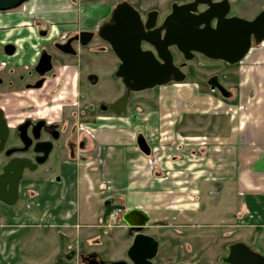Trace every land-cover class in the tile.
<instances>
[{"label":"crops","instance_id":"crops-1","mask_svg":"<svg viewBox=\"0 0 264 264\" xmlns=\"http://www.w3.org/2000/svg\"><path fill=\"white\" fill-rule=\"evenodd\" d=\"M118 1L29 0L15 10L0 13V41H17L19 46L41 43L36 37L39 29H46L51 39L65 41L81 32H95L107 21ZM253 51L256 53L251 66L253 81H248L249 77L241 78L235 89L239 110L251 106L249 116L243 112L239 123L217 127L216 134L205 137L204 171L197 167L194 150L189 156L190 164L182 168L183 161L176 155L163 160V154H159L164 148H171L173 142L154 141L157 133L163 140L173 136L198 139L185 134L184 125L198 119L197 112L208 119L216 117L197 111L198 103L203 101L197 91L191 89L189 97L176 95L170 99L174 107L183 109L176 120L170 119L173 110L167 111L164 107L125 117L123 114L101 115L99 120L105 122L84 126L85 132L77 137L84 141L82 148L62 162L47 164L51 170L45 172L44 167L30 174L21 183V199L14 206L0 204V264H28L20 238L21 229L28 227L43 229L61 240L63 246L56 250V258L64 254L60 264H65V259L87 255H95L104 264L123 262L132 238L121 218L115 226H107L106 209L124 212L137 208L145 212L149 222L143 234L156 240L158 228L169 227L170 222L176 221L175 216H166L165 212L176 208L181 217H186L181 209H189L190 215L186 217L189 222L191 215L196 214L198 218L201 216L198 213H202L205 219L195 225L233 222L232 226L239 230L255 229L253 234L264 235V41L255 45ZM66 76L74 82L80 73L71 71ZM181 121L184 124L179 127ZM138 135H142L149 146V155L139 151ZM218 160L220 169L219 165L214 166ZM181 181L187 185L183 186ZM208 183L212 186L205 185ZM215 204L226 213L214 223ZM151 222L156 226H150ZM112 228L115 231L110 235L101 233ZM47 237L43 242H52L53 238ZM53 241L57 247L56 240ZM108 247L112 250L107 256ZM43 258L46 264L45 256ZM32 259L33 264L41 262Z\"/></svg>","mask_w":264,"mask_h":264},{"label":"rangeland","instance_id":"rangeland-1","mask_svg":"<svg viewBox=\"0 0 264 264\" xmlns=\"http://www.w3.org/2000/svg\"><path fill=\"white\" fill-rule=\"evenodd\" d=\"M140 4L144 10L158 8L155 0H143ZM132 6L136 8L138 7L137 3H132ZM237 8L239 16L249 19L264 10V0H238ZM254 48L255 44L253 43V48L250 51L251 54L248 58L242 63L240 62L233 66L225 65L222 62L210 61L199 55H196L190 61H185L178 53L172 51L174 55V63L176 65L184 63L183 71L186 75L185 80L179 84L169 83L168 85L158 87L153 90L131 93L128 97L129 101L127 109L124 113H122L123 116H130L131 114L133 115L135 113L143 112L147 109L157 110V108L161 109L164 107V110H173L170 119L174 118L176 120L179 118V112L183 109H181L180 106L174 107L170 99L176 95H180V98L189 97L191 89L197 91L199 98H203V101L198 103L197 111H205L208 116L214 115V117H216L211 118L213 119L211 122V119H208L207 116V118H205L204 115L197 112L196 114L198 119H195L192 122L188 121L187 124L184 125V133H188L192 137L196 136L198 139L186 140L179 138L178 136H173L172 138L163 140V136L158 135L157 133V135L154 136V141L161 144L173 142V146L171 148H164V150H161L162 153H159L160 151H158V153L160 155L163 154V160L169 159L168 156L176 155V158H180L183 161L180 165L182 168H185L187 164H190L189 156L191 151L194 150L196 152L195 162L198 165L197 167L199 171H204L206 149L205 144L203 143H205V137H208L211 134H216L214 130L217 127L225 126L229 123L233 125L237 124V122L239 123L240 116H242L245 112L249 116L248 111L251 106L247 107L244 111L239 110V101L235 99V89H237V85L241 78L249 77L248 81H253L254 69L252 70L251 66L253 65L256 57V53L253 51ZM103 49H105V51H102ZM65 62L69 65L76 66L80 76H82L83 73L90 71L92 73V77L97 80L95 85L92 86L82 83L83 92H85L86 88H89V96L84 99H80V97L77 96V92L73 89V80L65 74V103L76 104L72 106L70 105V107L67 108V112L70 111L69 118L67 117L69 124L71 126L82 125L83 127H89V125L94 126L99 122H105L103 120L94 121L92 117L89 118L90 115H101L96 111H94L93 114H87L86 107L87 105L90 106L88 108L89 111L90 108L91 110L92 107L95 108L99 102L108 104L114 100H118V98L125 91L120 79L115 77L114 66L116 64V60L109 51L108 47L105 46L102 41H99L95 36L86 47H78L76 57L65 55ZM214 80L217 81V84L223 87V89L227 90V95L229 96L226 97L228 99H223L222 94L218 89H211V85ZM193 85L195 87H193ZM251 90L253 91V89ZM228 91L231 93V97ZM177 98H179V96ZM6 107L14 108L13 106L7 105ZM72 111H76L78 116L73 117L71 115ZM84 111L85 114L83 113ZM10 112L11 109L8 112L9 115H11ZM108 117L110 116H107V118ZM230 118H233L232 121L229 120ZM14 119L15 118L12 116L9 117L12 124L14 123ZM207 122L210 126H215V128L213 129L212 126L208 127ZM182 124H184V122L182 123L181 121L179 127H182ZM163 127L170 128L169 125H164ZM217 142H219V140ZM216 145L219 146L220 144L217 143ZM168 151L169 153L166 155ZM5 161L6 159L0 153V167ZM216 163L217 164H214V166L219 165L220 169V160L216 161ZM167 169L168 168H166V171ZM181 170L184 171L185 169ZM198 181H201L200 178ZM181 184L183 186L187 185L185 182H182ZM205 185L212 186L211 183ZM214 206L215 210L213 218L215 220L213 219V222L215 223L217 222L216 219L222 218L226 211L223 210L220 205L215 204ZM177 210L178 208L175 210H167V212H165L166 216H175L176 221L170 222L171 225L169 227L157 229L155 237L159 241V252L153 260L154 264H222L220 259L226 256L228 247L235 242H241V240L251 250H254L264 257V235L260 236L258 232L253 234L255 229L245 230L240 228L241 230H239V228L232 226L233 224L231 223L233 222L229 224L221 223L217 224V226L211 224L195 225V222L205 219V217L202 216V213H198V216L201 215L198 218H196V214L191 215L192 221L189 222L186 218L190 215L189 209H181L183 215H186V217L177 215ZM208 220L210 219L208 218ZM118 222L119 221L116 223ZM149 225L156 226V223L151 222ZM114 228L111 230L104 229L101 233L110 235L113 231H115ZM146 230L150 229L147 228ZM46 232L47 231L43 229H36L33 227L21 229L20 238L23 243L21 249L24 257L29 259L28 264H33L32 258L40 260L41 262L38 264H44V256L45 260H47L46 264H60L64 261V254L56 258V250L61 248L63 243H61V240L59 241L56 235H48L49 233L47 232L48 234H46ZM47 236L56 240L57 247L54 246L55 241L53 240L50 243L43 242L44 238H48ZM113 248H115V246ZM108 249L109 251H107ZM107 250L105 253L108 256L111 254L110 251L112 249L108 247ZM124 256H126V251ZM30 258L32 260H30ZM56 259H58L59 262L56 261ZM123 262L128 263L127 258H124ZM65 264L87 263L83 262L82 258L78 257L76 259H65Z\"/></svg>","mask_w":264,"mask_h":264},{"label":"water","instance_id":"water-1","mask_svg":"<svg viewBox=\"0 0 264 264\" xmlns=\"http://www.w3.org/2000/svg\"><path fill=\"white\" fill-rule=\"evenodd\" d=\"M28 1L0 0V13L15 10ZM201 7L206 9L200 11ZM228 14L227 0H191L181 5H173L162 25L153 29L154 22L150 21V15L143 23L131 6L127 3L118 4L112 13L113 23L104 25L98 31V36L108 43L119 61L115 77L120 79L125 89L124 96L115 101L110 110L122 114L131 93L153 90L169 83L179 84L185 80V73L174 63L171 48H175L185 61L201 55L229 66L240 63L251 50L253 43L259 45L264 41V10L251 20ZM91 37V33L81 32L73 40L86 45ZM69 43L70 40L66 45ZM142 43L151 46L152 50H143ZM215 88L223 96H227V90L214 80L211 89ZM7 135L8 129L0 111V151ZM136 143L141 153L149 155V146L142 135L137 136ZM48 151L49 148H46L44 154ZM40 163L41 161L37 162ZM33 168L34 165L28 160L20 158H13L4 165L0 174L1 204L12 207L17 203L23 172ZM120 218L128 229V236L132 238L126 251L127 260L130 264H154L153 260L159 248L158 241L143 234L149 216L140 209L131 208L124 211ZM82 260L87 264H104L101 260H95V255L84 256ZM221 263L264 264V257L243 242H235L228 247V254L221 259Z\"/></svg>","mask_w":264,"mask_h":264},{"label":"flooded vegetation","instance_id":"flooded-vegetation-1","mask_svg":"<svg viewBox=\"0 0 264 264\" xmlns=\"http://www.w3.org/2000/svg\"><path fill=\"white\" fill-rule=\"evenodd\" d=\"M142 1L143 0H119L113 7L107 21L104 22L99 29L106 24L113 23L111 18L112 13L115 7L120 3H127L131 6L139 14L143 23L147 21L150 15V21L154 22L153 29H156L162 25L165 17L170 14L173 5H181L191 0H155L158 8L149 10L143 9L140 4ZM211 1L219 2L221 0ZM227 1L229 3L228 15L243 18L238 15V0ZM131 2L137 3L138 7L132 6ZM205 9V7L199 8L200 11H204ZM255 16L249 19H243L251 20ZM99 29L95 32H88L92 34V37L86 45H81L77 40H73L77 35L70 37L66 41L65 39H51L46 29H39L37 31L36 37L41 43L19 46L17 41H0V111L8 129L7 138L0 151L6 159L4 164L0 167V174L2 173L4 165L13 158L26 159L34 165L33 170H24L19 182L18 193L21 183L25 181L30 174L44 167L45 172L51 170L52 167H46L47 164L62 162L65 158H68L69 155H73L76 149H80L83 146L84 141L82 139L78 140L77 137L82 132H85V128L82 125L71 126L67 120L70 113V111L67 112V108L70 107V105L76 104L65 103V73L68 74L71 71L79 72L76 66L69 65L65 62V55L76 57L78 47H86L96 36L99 41H102L105 46L108 47L115 58V74L119 61L108 43L98 36ZM162 33L163 30L161 31V35ZM68 40H70V43L66 45ZM141 48L143 50H152V47L146 43H142ZM102 51H105V49ZM171 51L178 53L175 48H171ZM179 55L183 59L182 55ZM201 57L205 58L203 56ZM28 58L30 60H27ZM223 64L227 65L226 63ZM176 66L183 71L184 63H180ZM96 81L97 80L92 77V73L87 71L74 80L73 89L77 92V96H79L80 99H84L89 96V88H86L85 92H83L82 83L92 86L95 85ZM124 94L125 91L119 98L123 97ZM115 101L117 100L108 104L99 102L95 108L92 107V110L90 108L89 111L88 108L90 106L87 105L86 112L89 115L93 114L94 111L98 112L100 115H116L118 113L110 110V106ZM128 101L129 98L127 104ZM6 105L13 106L14 108H8ZM10 109L11 115L8 113ZM83 113L85 114V111ZM71 115L76 117L78 113L72 111ZM11 116L15 118L13 124L9 120ZM91 117L96 121L99 120L100 116L94 114L93 116H89V118ZM46 148H49V151L44 154ZM38 161H41V163L37 164ZM20 199L19 195L17 203ZM95 260L99 261L96 257ZM128 263L130 264L129 261Z\"/></svg>","mask_w":264,"mask_h":264},{"label":"built area","instance_id":"built-area-1","mask_svg":"<svg viewBox=\"0 0 264 264\" xmlns=\"http://www.w3.org/2000/svg\"><path fill=\"white\" fill-rule=\"evenodd\" d=\"M122 211L120 209H112V211L108 214V227L115 226L116 222L119 221V218L122 215Z\"/></svg>","mask_w":264,"mask_h":264},{"label":"trees","instance_id":"trees-1","mask_svg":"<svg viewBox=\"0 0 264 264\" xmlns=\"http://www.w3.org/2000/svg\"><path fill=\"white\" fill-rule=\"evenodd\" d=\"M111 211H112V209H106L104 215L107 216Z\"/></svg>","mask_w":264,"mask_h":264}]
</instances>
